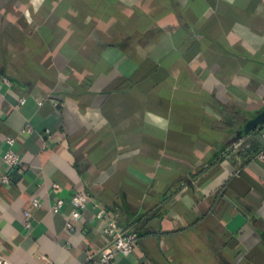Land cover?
I'll return each instance as SVG.
<instances>
[{"label":"crops","instance_id":"crops-1","mask_svg":"<svg viewBox=\"0 0 264 264\" xmlns=\"http://www.w3.org/2000/svg\"><path fill=\"white\" fill-rule=\"evenodd\" d=\"M263 110L264 0H0V256L264 264Z\"/></svg>","mask_w":264,"mask_h":264},{"label":"built area","instance_id":"built-area-1","mask_svg":"<svg viewBox=\"0 0 264 264\" xmlns=\"http://www.w3.org/2000/svg\"><path fill=\"white\" fill-rule=\"evenodd\" d=\"M23 102V101H22ZM27 131L30 132L31 128L28 127ZM262 138L264 140V132L262 133ZM12 143V141H10ZM237 147V146H236ZM264 149V146H263ZM258 158L264 161V150L258 155ZM3 161L10 167L15 168L20 163L19 156L14 151H8L4 157ZM3 184L10 183V177L5 175L2 177ZM70 205L72 206V211L70 213V222L67 224V229L70 232L75 231V223L81 219L82 212L87 209L91 203L90 197L81 194L75 193L71 196L69 200ZM64 201L59 200L53 206V212H61L64 207ZM33 205L35 207H40L41 203L38 199L33 200ZM97 212L95 217L105 223L104 233L110 241V245L107 248L101 249L95 253H89L87 260L83 264H113L116 257L123 256L129 258L134 253L137 244V235L136 233L127 230L124 227L119 226L118 221L111 213L104 207L99 204L95 206ZM29 223L26 224V228H29ZM0 264H11L6 258L0 256ZM45 264H57L52 261H47ZM132 264H142L139 261H136Z\"/></svg>","mask_w":264,"mask_h":264},{"label":"water","instance_id":"water-1","mask_svg":"<svg viewBox=\"0 0 264 264\" xmlns=\"http://www.w3.org/2000/svg\"><path fill=\"white\" fill-rule=\"evenodd\" d=\"M263 124H264V110L246 124L243 130V134H249L255 131Z\"/></svg>","mask_w":264,"mask_h":264}]
</instances>
